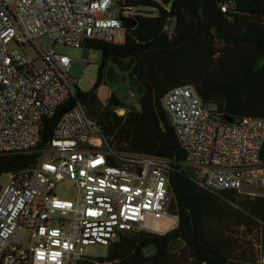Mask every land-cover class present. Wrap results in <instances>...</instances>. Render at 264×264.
Instances as JSON below:
<instances>
[{"label": "built area", "instance_id": "obj_1", "mask_svg": "<svg viewBox=\"0 0 264 264\" xmlns=\"http://www.w3.org/2000/svg\"><path fill=\"white\" fill-rule=\"evenodd\" d=\"M124 1L0 0V154L33 151L42 119L77 95L71 57L44 51L42 37L74 48L91 40L122 44L121 15L129 13L120 12ZM217 7L230 20L239 15L234 0ZM38 59L41 68L35 67ZM136 98L129 90L128 99ZM160 105L184 151L183 164L193 169L192 180L220 198L238 191L248 170L260 163L264 118L225 117L191 84L168 89ZM169 169L166 158L116 148L77 100L56 119L36 164L6 173L0 186V264L98 263L84 252L87 246L107 248L124 232L174 228ZM65 181L72 195L60 194ZM163 218L170 220L166 229L148 224Z\"/></svg>", "mask_w": 264, "mask_h": 264}, {"label": "trees", "instance_id": "obj_2", "mask_svg": "<svg viewBox=\"0 0 264 264\" xmlns=\"http://www.w3.org/2000/svg\"><path fill=\"white\" fill-rule=\"evenodd\" d=\"M214 1L219 4L230 0ZM234 1L239 12L235 21L264 22V0ZM138 7L147 10L129 14L131 8ZM124 11L129 13L121 15L126 27L122 44L91 40L85 45L101 52L93 87L78 90L76 97L42 119L39 144L33 151L0 154V175L32 168L49 142L58 116L79 100L116 148L170 161V211L178 217L177 225L164 233L122 234L107 247L105 257L88 264H247L246 254L238 250L237 240L227 227L233 223L250 228V232L257 229L264 248V196L250 197L230 190L220 198L201 189L183 164L184 151L174 137L160 99L174 86L191 84L204 103L213 105L225 117L264 118V39L231 38L207 23L187 43L166 48L184 42L199 27L206 17L202 0H163L162 5L157 0H125L120 4V12ZM168 25H172L171 30ZM113 58L134 59L131 74L143 88L138 107L130 108L124 116L114 113L115 108L123 106L114 92L106 104L96 95L98 86L105 82L107 63ZM159 116L165 130L160 127ZM260 162L264 163V144ZM175 241H180L181 246L173 251ZM148 247L153 252L145 255Z\"/></svg>", "mask_w": 264, "mask_h": 264}, {"label": "rangeland", "instance_id": "obj_3", "mask_svg": "<svg viewBox=\"0 0 264 264\" xmlns=\"http://www.w3.org/2000/svg\"><path fill=\"white\" fill-rule=\"evenodd\" d=\"M162 5L163 0H157ZM138 10H147L142 7L131 8L129 14H135ZM148 13V12H147ZM171 30L172 25L167 26ZM42 49L48 51L53 48L57 53H64L71 57L69 66V74L78 79L76 88L81 91H88L93 87L95 82L98 64L101 60V52L96 49H89L86 47L74 48L64 45H52L47 37L41 39ZM30 58L36 57V52L32 49L26 51ZM87 57L88 63L82 62V57ZM134 59H120L113 58L107 63L105 82L98 86L96 95L98 100L105 104L110 97L111 92H114L116 97L123 103L122 107L118 108H135L138 105V98L142 94L143 88L137 78L132 75V67L134 66ZM43 63L40 59L36 60L35 67L41 68ZM133 91L137 98L136 101L128 99V91ZM117 110V113L115 112ZM128 110L114 109L116 116H124ZM190 171L192 168H188ZM264 163L260 162L258 165L250 168L245 175L247 181H244L242 187L237 191L241 195L264 196ZM7 181V174L0 175V186H4ZM61 195H72L73 191L68 181L61 182L59 185ZM233 206L235 204L231 203ZM236 206V205H235ZM227 229L233 234L237 240V247L239 251H243L246 256L247 264L256 261L257 264L264 263V248L260 244V233L257 229L250 232V228L245 229L243 226L236 227L233 223L229 224ZM181 242L175 241L172 243L171 248L176 251L180 248ZM87 256L92 258L105 257L107 248L99 245H90L84 249ZM153 252L152 247L144 250L145 255Z\"/></svg>", "mask_w": 264, "mask_h": 264}, {"label": "water", "instance_id": "obj_4", "mask_svg": "<svg viewBox=\"0 0 264 264\" xmlns=\"http://www.w3.org/2000/svg\"><path fill=\"white\" fill-rule=\"evenodd\" d=\"M202 2L206 11V17L199 25V27L184 42L180 43L179 45L169 46L166 48H177L187 43L193 37V35H195L207 23L213 24L214 27L218 29L221 33L231 38L258 36L264 39V22L257 20H248V21L230 20L223 13L220 12V10L217 7V3L214 0H202ZM154 106L156 112H158L155 96H154ZM159 121H160V127L162 128V130H165V123L160 118V116H159ZM124 234H127V232H124ZM79 264H88V262L80 261Z\"/></svg>", "mask_w": 264, "mask_h": 264}, {"label": "bare ground", "instance_id": "obj_5", "mask_svg": "<svg viewBox=\"0 0 264 264\" xmlns=\"http://www.w3.org/2000/svg\"><path fill=\"white\" fill-rule=\"evenodd\" d=\"M170 220L167 218H163L161 220H158L156 222L149 221L148 224H150L153 228L158 229V230H163L168 228L170 225Z\"/></svg>", "mask_w": 264, "mask_h": 264}]
</instances>
